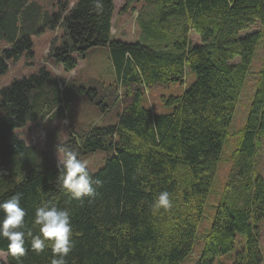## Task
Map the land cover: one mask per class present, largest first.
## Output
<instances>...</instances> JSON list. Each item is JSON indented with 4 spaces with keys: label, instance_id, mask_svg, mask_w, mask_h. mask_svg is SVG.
Segmentation results:
<instances>
[{
    "label": "trees",
    "instance_id": "1",
    "mask_svg": "<svg viewBox=\"0 0 264 264\" xmlns=\"http://www.w3.org/2000/svg\"><path fill=\"white\" fill-rule=\"evenodd\" d=\"M138 1L128 0L122 11ZM145 1L155 11L149 20H139L141 40L148 45L113 36L115 0H99L100 9L97 0H78L72 8L59 1L58 10L40 26L37 2L0 0V44H8L0 47V79L10 61L34 56L30 32L58 27L63 34L49 56L64 72L77 69L75 55L85 58L96 47H108L116 74V82L103 87L107 102L93 100L100 94L97 88L71 92V81L45 67L0 90V202L19 193L26 213L21 229L25 254L14 258L0 237V251L8 253L0 264H51L50 242L39 254L31 247L39 234L35 210L44 203L71 214L74 247L66 264H182L193 251L230 136L237 139L236 176L252 168L258 172L254 158L264 141V65L245 126L234 135L229 128L264 40V29L251 30L258 22L264 25V0ZM192 31L201 43L190 41ZM187 70L196 76L194 83L181 95L162 96L173 106L170 113L146 105L150 89L184 85ZM84 94L104 114L116 105L121 110L114 124H95L81 135L71 130L69 140L55 146L75 151L79 159L97 150L115 152L98 172L88 169L93 181L100 182L94 184L97 195L76 200L58 182L57 163L45 158L41 163L43 153L26 144L17 130L53 116L64 119L72 100ZM257 174L254 179L249 175L247 193L217 205L195 264H227L219 257L238 243L242 248L233 264H263L264 175ZM163 191L172 207L153 214L154 198ZM3 215L0 211V219Z\"/></svg>",
    "mask_w": 264,
    "mask_h": 264
},
{
    "label": "rangeland",
    "instance_id": "2",
    "mask_svg": "<svg viewBox=\"0 0 264 264\" xmlns=\"http://www.w3.org/2000/svg\"><path fill=\"white\" fill-rule=\"evenodd\" d=\"M39 4L40 9L36 10V15L39 16L40 23L46 19V17L52 15L59 8V1L68 2L69 5L73 4L76 0H33ZM128 0H116L114 17L116 23H123L124 30L120 31L114 24L112 27V34L116 38H120L124 41L131 42L140 40L147 44L143 39V32L139 25V20H149V17L154 15V9L151 4L145 0L133 2L129 7L122 11ZM126 3V4H125ZM125 4V5H124ZM120 6V7H119ZM69 8H71L69 6ZM119 8V9H118ZM120 10V11H119ZM113 23V21H112ZM252 29H264V25L261 22L256 23ZM126 30V32H124ZM124 32V33H123ZM31 37L34 44V56H23L19 61L9 62V71L3 75L0 79V90L7 86L15 79H22L38 73L40 68L45 67L52 72V74L60 80L71 81V92L78 93L80 87L85 88H97L99 96L93 97V100H104L107 102L106 94L103 91V87L106 84L116 82L115 70L110 57V51L106 47H96L91 50L85 58H79L77 55L79 66L76 70L66 73L63 69L56 65L55 61L49 56L51 46L53 43H58L61 40L63 29L58 27L56 30L46 28L44 32L35 34L33 32ZM123 33V34H122ZM60 38V40H59ZM190 41L193 44L201 43L200 37L195 33L189 34ZM147 41H150L147 39ZM148 45V44H147ZM8 44L1 43L0 47H7ZM264 65V40L261 41L257 50L256 58L250 68V75L247 79L246 87L244 88L241 97L239 98L236 106L233 122L229 128L230 134L237 133L242 129L247 121L250 106L254 97V89L258 81V75ZM188 71V70H187ZM185 78V84L179 86H173L170 89H150L145 97V103L156 113H170L173 106L164 102L165 98L170 96L181 95L188 87H190L196 76L194 73L188 71ZM63 89V88H62ZM121 94V92H120ZM64 103H62L63 105ZM120 106H112L104 114L99 105L94 101H90L89 95H77L69 106V110L65 111V118L59 119L57 116L49 117L41 123H27L23 128L17 130L20 137L25 140L26 144L36 147L40 150L41 163L45 159L53 160L57 163L58 147L55 146L58 143H65L69 140L71 130L81 135L87 132L93 125H109L114 124L117 121L118 113L120 112ZM52 137L50 138V136ZM236 138L229 137L223 155V161L218 167L215 175V181L207 201L205 211L202 220L197 229V239L191 254L183 261L182 264H195L200 257L202 250L205 246V236L209 233L212 223L215 219L217 212V205L220 202L233 201L235 196L242 192L247 193V187L245 186L249 180L254 179L258 172L264 175V141L258 149L255 158L254 165L257 173L254 169L244 173L243 175L236 176L237 167L233 164V155L236 149ZM115 154L112 150H97L90 152L84 156H81L88 169L91 172H98L105 165L106 160ZM253 177L252 179L249 177ZM239 240H241L239 238ZM242 248L241 244H237L234 251L219 257L220 260L227 264H233L236 253ZM261 249L264 260V221L261 227ZM8 259V253L0 251V263L6 262ZM219 260H217L218 262ZM264 264V261H263Z\"/></svg>",
    "mask_w": 264,
    "mask_h": 264
},
{
    "label": "clouds",
    "instance_id": "3",
    "mask_svg": "<svg viewBox=\"0 0 264 264\" xmlns=\"http://www.w3.org/2000/svg\"><path fill=\"white\" fill-rule=\"evenodd\" d=\"M102 5L97 0L96 8ZM57 167L59 168L58 182L62 188L76 200L84 197L94 198L97 195L96 187L100 182L93 181L88 171L87 164L78 158V154L61 144L58 146ZM172 207L169 193L160 192L151 205L153 214L161 209L168 210ZM0 237L8 241L10 254L19 259L25 254V233L21 230L25 223V210L21 207V194H15L6 201L0 202ZM69 210L59 208L49 203H44L35 210V225L39 226V234L31 239L32 250L37 254L43 252L46 241L50 242L53 253L51 264H66V257L73 250L71 239L72 223ZM32 236V233H28Z\"/></svg>",
    "mask_w": 264,
    "mask_h": 264
},
{
    "label": "crops",
    "instance_id": "4",
    "mask_svg": "<svg viewBox=\"0 0 264 264\" xmlns=\"http://www.w3.org/2000/svg\"><path fill=\"white\" fill-rule=\"evenodd\" d=\"M77 1H78V0H76L72 5L70 4V7H71V8L74 7V6L76 5ZM115 2H116V0H115ZM125 4H126V3H125ZM125 4H124V5H125ZM115 6H116V5H115ZM119 7H120V6H119ZM116 8H117V6H116ZM118 9H119V8H118ZM119 11H120V10H119ZM115 13H116V12H115ZM114 15H115V14H114ZM113 24H114L118 29H121L120 31L124 30V29L127 27V26H126V27L123 28V27H122V26H123V23H121V22H120V23H119V22L116 23V18H115V17H113ZM124 32H126V30H125ZM124 32H123V33H124ZM123 33H122V34H123ZM62 34H63V33H62ZM61 37H62V35H61ZM61 37H60V38H61ZM60 38H59V40H60ZM118 39H120V38H118ZM59 43H60V42H59ZM106 48L109 50L108 47H106ZM78 63H79V62H78ZM78 66H79V64H78ZM78 66H77V67H78ZM115 76H116V74H115ZM115 79H116V77H115ZM48 120H49V119H48Z\"/></svg>",
    "mask_w": 264,
    "mask_h": 264
},
{
    "label": "bare ground",
    "instance_id": "5",
    "mask_svg": "<svg viewBox=\"0 0 264 264\" xmlns=\"http://www.w3.org/2000/svg\"><path fill=\"white\" fill-rule=\"evenodd\" d=\"M121 86V85H120Z\"/></svg>",
    "mask_w": 264,
    "mask_h": 264
}]
</instances>
